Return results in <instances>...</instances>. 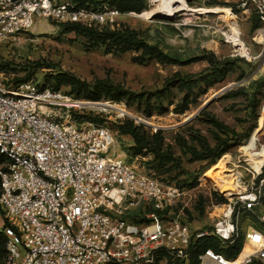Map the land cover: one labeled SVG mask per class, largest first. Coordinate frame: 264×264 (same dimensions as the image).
<instances>
[{"label": "built area", "instance_id": "1", "mask_svg": "<svg viewBox=\"0 0 264 264\" xmlns=\"http://www.w3.org/2000/svg\"><path fill=\"white\" fill-rule=\"evenodd\" d=\"M236 1L237 8H255L258 34L264 36V0ZM198 15L221 18L212 12ZM120 16L107 4L87 9L70 0H0V45L18 40L38 19L101 27ZM211 25L231 44L232 56L251 57L240 28L234 35L235 25L223 31ZM100 104L0 79V154L8 160L0 168V207L9 222L1 264H153L161 256L188 262L199 239L232 245L240 237L242 211L264 223V211L256 213L264 197V172L257 171L248 181L235 178L236 191L225 192L227 203L211 231L194 232L184 220L192 201L186 188L164 184L154 173L109 154L111 130L80 121L84 109H104ZM247 245L258 246L257 252L242 256ZM254 259L264 261V231L255 228L246 232L235 258L212 248L198 254L199 264H250Z\"/></svg>", "mask_w": 264, "mask_h": 264}, {"label": "rangeland", "instance_id": "2", "mask_svg": "<svg viewBox=\"0 0 264 264\" xmlns=\"http://www.w3.org/2000/svg\"><path fill=\"white\" fill-rule=\"evenodd\" d=\"M182 1L194 11L218 9L231 14L229 8H232L233 19L227 22L224 16L217 20L214 16L181 11L166 18L152 14L153 0H147L146 10L121 13L113 23L96 27L98 30L134 31L150 45L179 59V63H161L144 55L142 50L110 51L109 47L97 44L85 34L66 32L64 24L38 19L18 40L0 45V79L6 85L58 86L61 92L72 98L107 104L100 105L105 106L102 110L84 109L83 116H97L102 120L101 124L111 130L114 143L109 154L115 153L140 172L154 173L164 184L169 181L172 183L168 185H176L189 180L194 187L187 189L192 201L185 210L184 220L194 232L211 231L214 218L227 203L228 194L219 193L220 186L206 176L213 166L203 172L207 160L193 159L180 146L179 139L192 147H198L196 139H192L195 132L205 137L211 146L217 142L216 135L228 139V148L215 164L218 168L221 159L227 158L220 182L227 176L233 178L236 175L248 181L252 172H264V82L260 86L251 84L264 78V36L258 34L261 26L258 29L253 27L258 18L253 6L248 10L237 8L236 0ZM172 5V9L178 10L176 4ZM216 23L221 31L237 25L242 41L250 48L251 57L232 56V46L226 42L225 36L210 28ZM210 57L219 62L230 60L221 76L212 73ZM237 58L242 61H234ZM60 75L62 77L58 78ZM183 77H192V83L183 81ZM74 80L90 86L91 92L100 83L110 87H101L100 100L92 101L87 99L86 92L74 90L77 85ZM247 89H256V107L241 93ZM184 103L188 104V109L182 112ZM119 109H124L128 115L121 117ZM209 115L218 118L234 133L218 131L209 122ZM126 120L141 127L147 136L161 132L163 148L171 147V152L180 160V168L164 173L171 167L167 165L163 171L158 170V162L146 149L143 154L133 155L135 141L120 129ZM233 182L234 185L237 183ZM200 203L204 206L203 213L196 208ZM263 211L264 197L256 213ZM5 219L0 208V231ZM262 226L263 223L249 211H242L239 215V227L245 234L250 228ZM244 249L251 252L254 248L247 245ZM259 262L264 264L262 260Z\"/></svg>", "mask_w": 264, "mask_h": 264}, {"label": "trees", "instance_id": "3", "mask_svg": "<svg viewBox=\"0 0 264 264\" xmlns=\"http://www.w3.org/2000/svg\"><path fill=\"white\" fill-rule=\"evenodd\" d=\"M73 3L77 4L79 7H84L87 9H97L101 7L103 4H107L109 7L114 8L120 13H127V12H141L142 10L147 9V0H70ZM145 12V11H144ZM261 26V22L259 17L255 20L254 28L258 29ZM64 29L66 32H75L78 34H85L87 37L97 41V44H104L109 47L110 51H120L125 52L128 50H142L143 54L150 57L155 58L161 63H179L180 60L174 58L167 54L162 48L158 46L150 45L146 39L140 37L134 31L125 30V29H118V30H109V29H102L98 30L96 27H87L79 23H67L64 24ZM209 63L212 68V73L216 76H221V73L225 67L229 65L230 60H224L222 62L217 61L214 57L209 58ZM234 61H242V59L237 58ZM244 61V60H243ZM247 65L249 62L244 61ZM62 76H58L61 78ZM57 78V79H58ZM183 81L192 83V77H183ZM74 90L76 92H86L87 99L92 101H99V91L101 87H110L106 86L105 84H98L95 85L91 92L90 86L77 82ZM264 82V78L258 79L256 82H252V85L260 86ZM53 90H59L58 86L51 88ZM257 89V88H256ZM256 89L252 90H244L241 92L242 94L247 96L249 103L256 107L257 101V94ZM188 109V104L184 103L181 106V111L184 112ZM89 120L96 123H101L102 120L98 119L97 116L91 115H81L80 121ZM209 122L222 133H229L232 134L234 131L226 126L223 122H221L218 118L214 117L213 115H209ZM121 132L123 134H129L133 137L135 141V146H133V155L143 154L144 149L148 152H151L154 155V161L158 162V170L165 166L170 165L171 167L168 170H164L163 172H168L170 169H174L175 167L180 168V160L177 156H175L174 152H171V147L167 145L166 149L163 148L164 146V138H161V132L156 133L153 136H147L141 130V127L135 125L133 121L126 120L122 126L120 127ZM192 139L198 142V147H192L187 144L185 140L179 139L180 146L188 153H190L195 160H207L205 166L203 167V172L216 167V163L220 160V158L225 153L226 149L228 148V139L221 138L220 135H216V144L215 146H211L207 139L203 136H200L197 132H195V136H192ZM8 163L7 158L0 154V168L4 167ZM4 165V166H3ZM157 170V169H156ZM184 172V171H182ZM171 184L172 182H167ZM178 187L191 189L193 188V184L189 182V180H184L178 182L176 184ZM1 208V207H0ZM198 210L203 213L204 206L202 203L198 204ZM2 210V208H1ZM3 211V210H2ZM4 213V211H3ZM5 214V213H4ZM138 222H143V220H138ZM187 223V222H186ZM9 226V222L5 219V223L3 225V230L0 231V264L4 262L7 256V243L8 238L5 233L6 227ZM258 230L264 231V223L261 228ZM245 241V233L241 232L240 230V237L230 246L222 247L219 242H215L213 240H204L199 239L196 241V250L192 253L191 258L188 262L172 260V258L166 259L164 256L159 257L153 264H199L198 254L201 250L206 248H212L214 251L223 254L227 258H235L241 252L243 248V244ZM250 264H260L259 259H254Z\"/></svg>", "mask_w": 264, "mask_h": 264}, {"label": "bare ground", "instance_id": "4", "mask_svg": "<svg viewBox=\"0 0 264 264\" xmlns=\"http://www.w3.org/2000/svg\"><path fill=\"white\" fill-rule=\"evenodd\" d=\"M176 4L178 8V10L172 9L174 8V6L172 4ZM153 5L155 6L154 10H152V14L157 13L163 17H172L173 15H175L176 13L181 12H192L195 14H205V13H216L218 15L224 16V18L226 19L227 22L231 21L233 19V16L231 15L232 12L230 11L231 14H229L226 10H198V11H194L191 10L190 7L187 6V3L185 1L182 0H153ZM157 9V10H156ZM233 24V23H232ZM235 24V23H234ZM231 30L233 31L234 35L238 34V27L237 25H235V27H232ZM100 105H105V104H100ZM105 106H108L107 104ZM110 107V106H109ZM120 111H125L124 109H119ZM226 157L221 159V166H219L218 168L216 167L215 169L210 170L209 172H207V176L209 177V179L211 181H214L216 183V185L220 186L221 191L224 192H229V191H233L235 189V185L233 181L239 180L240 176L236 175L233 178H230L228 180H223L222 182L219 181L220 177L223 176V173L226 170L227 167V161H226ZM224 177V176H223ZM236 178V180H235ZM237 182V181H236ZM249 247V246H248ZM254 249L249 252L248 251H243L242 256H246L248 254H255L258 250V246H252ZM252 249V248H251Z\"/></svg>", "mask_w": 264, "mask_h": 264}]
</instances>
